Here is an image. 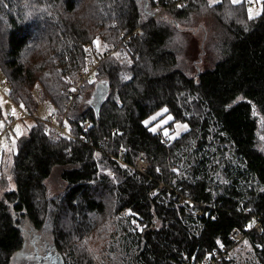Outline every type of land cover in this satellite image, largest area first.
<instances>
[{
  "label": "trees",
  "instance_id": "obj_1",
  "mask_svg": "<svg viewBox=\"0 0 264 264\" xmlns=\"http://www.w3.org/2000/svg\"><path fill=\"white\" fill-rule=\"evenodd\" d=\"M181 1L186 7L173 0H0V69L8 98L31 118L39 101L64 113L71 80L84 66V42L101 36L118 47L135 30L142 34L86 83L70 110L77 140L42 121L18 139L15 190H6L3 175L0 181V264H49L55 253L64 264H200L235 228L252 255L244 264H264V231H245L256 217L264 226V0L253 19L229 0L211 7ZM46 5L51 16L39 11ZM191 15L213 16L221 31L213 66L195 77L179 68L171 40L175 21ZM97 87L98 110V100L84 103ZM164 109L173 118L168 126L187 123L189 131L173 140L152 132L154 123L144 121ZM140 154L150 163L146 174L133 169ZM55 169L65 187L49 198ZM186 193L203 216L179 203ZM123 211L142 230L132 232Z\"/></svg>",
  "mask_w": 264,
  "mask_h": 264
},
{
  "label": "rangeland",
  "instance_id": "obj_2",
  "mask_svg": "<svg viewBox=\"0 0 264 264\" xmlns=\"http://www.w3.org/2000/svg\"><path fill=\"white\" fill-rule=\"evenodd\" d=\"M262 1L263 0H240V3L233 5H243L248 17H249V9H251L252 10L251 19H253L261 15ZM220 2H222V0H220ZM229 2L231 3V0H229ZM182 3H179L178 5H183ZM167 20L169 22L170 21L172 22L171 18H167ZM188 23L191 25H186ZM175 24L176 26L179 25V27H175V33L171 40H172V46L175 49V51H177L178 54L179 68L182 69L190 77H195L199 71L205 68L212 67L213 60L217 56L216 55L217 47L215 46L216 43L215 36H219L221 33L220 27L218 26V23L213 18V16L208 15L205 16L204 18H198L195 15H191L190 22H185V20H182L178 23H176L175 21ZM123 36L124 35H122L121 37ZM97 38L99 40V47H97V44L94 43V41H96ZM89 42H91L95 47H97L99 49V52H105L109 49H114V50L117 49V52L121 54L119 58L124 56V53L120 51L121 47L118 48L115 46H111L108 40L105 41L101 36L96 37L92 41L88 40L84 42L83 49H84V45ZM105 45H107V47H105ZM127 48L128 46H126L123 49L126 50ZM31 51L32 50H30L29 52ZM108 57H112V56H108ZM94 77L95 74L90 79L89 81L90 83H93L95 81ZM103 87L104 89L107 87L106 83L103 84ZM9 90L10 87L7 86L6 80L0 69V106H1L0 123L3 124L2 128L6 126V122L8 121L9 117L15 116L17 118V122L11 127L8 133L6 135L0 136V181L3 175L4 179L7 181L6 190L13 191L15 190V185L13 183V179L9 180L8 176L12 177L13 156L17 150L18 139L20 137L27 135L31 130V128L33 127V125L36 123V121L41 122L42 121L41 119L46 120L47 117L50 114H52L55 110L51 102L39 101V108L36 111L35 117L33 118L30 117L27 120H22V114L23 113L27 114V111L24 109V107L17 106L10 101V99L8 98ZM33 93L35 94L36 97L41 95L42 92L40 86L39 87L36 86L33 90ZM98 94H99L98 87L91 90L88 93L87 97L85 98V102H84L85 105L88 106L92 104L94 105L97 100L99 101L100 98H98ZM13 109L15 110V115H13ZM164 114H165L164 110L158 112L153 116L155 117V119H152V117L149 119V123L152 122L154 123V126L152 128L156 129L155 132H161V134L165 135L164 133L165 131H167L169 133V136H167V138L169 140H173L170 139L169 137L174 136L176 134L177 131L176 124L174 125L173 128L168 126V124L172 121V119H169V117L172 116L170 115L164 116ZM17 125H19V130L21 133L20 135H17L16 132ZM51 129L53 128L51 127ZM183 132L185 131L181 129L179 136ZM13 140H15V151L8 152L3 147V145L7 144L8 147L11 148ZM60 171H61L60 169H55L51 177L46 181L49 198L57 197L64 191L65 183L61 179ZM2 193H4V190H2L0 183V196L2 195ZM121 218L129 222V227L132 230V232L135 233L137 230H142L140 226L139 227L137 226V222L135 219L131 217L130 212L128 213V211H123L121 213ZM27 237L28 236H25V238ZM247 249H249V243L247 245L244 243L241 246H239L233 253V258L231 262L244 264L245 259L247 260L248 258L252 257V255L247 256V252H248ZM64 253L68 255L69 259L67 260L69 262V260H71L70 255L65 248H64Z\"/></svg>",
  "mask_w": 264,
  "mask_h": 264
},
{
  "label": "built area",
  "instance_id": "obj_3",
  "mask_svg": "<svg viewBox=\"0 0 264 264\" xmlns=\"http://www.w3.org/2000/svg\"><path fill=\"white\" fill-rule=\"evenodd\" d=\"M177 2L178 4L181 3V0H173ZM180 1V2H179ZM141 35L140 30H135L132 34L133 37ZM127 36L124 37L122 42L118 45V48H125L127 45V42L132 37ZM87 49V51H86ZM85 50V58H84V66L76 73L74 78L71 80L70 87L68 89V93L70 94V99L68 103L65 104V110L64 113L61 115H57L56 113L50 114L46 120H42V122H45L50 128L52 127L54 131L58 132L59 134L70 137L71 139L77 140L71 133V126L69 124L70 122V110L72 107H74L78 101H80L83 98V90L86 85L90 81V79L93 77V75L97 72L101 62L107 58L108 56H114V53L117 52V49H109L105 52H99V49L95 47L91 42L86 43L84 45ZM87 68L88 71L85 72L84 69ZM7 84V83H6ZM9 87V85L7 84ZM75 88L76 91L72 92L71 89ZM65 90H62L64 92ZM29 115L23 113L22 114V120L29 119ZM17 122V118L15 116L9 117L8 121L6 122V126L4 128L0 129V136L6 135L8 131L11 129V127ZM66 122V124H65ZM83 130H88L90 128V125L88 123H85L81 126ZM70 129V130H69ZM88 138L82 136L79 140L83 143H86ZM161 139L164 141V137L161 136ZM91 144V142H90ZM117 161L123 163L120 159L117 158ZM124 166L127 164L123 163ZM150 163L145 156V154H140L137 158V161L135 163V166L133 167L134 170H136L140 174H146L149 169ZM179 203L181 205H187L191 209H195L197 204L193 200V198L188 194H182L180 197ZM203 211L196 210L195 209V215L197 216H203ZM255 223L251 228L245 227V231L247 230H253L259 233H262L264 231V226L261 222L260 217H256L253 219ZM251 223V222H250ZM248 225V224H247ZM229 243L227 245L222 244L221 242H218V248L208 257L204 258L202 263L200 264H221L223 262L231 261L233 258V253L235 250L244 243L246 240V234L244 231L235 228L231 231L229 235Z\"/></svg>",
  "mask_w": 264,
  "mask_h": 264
},
{
  "label": "snow or ice",
  "instance_id": "obj_4",
  "mask_svg": "<svg viewBox=\"0 0 264 264\" xmlns=\"http://www.w3.org/2000/svg\"><path fill=\"white\" fill-rule=\"evenodd\" d=\"M219 2H220V0H208V6L211 7V6H213V5H215V4L219 3ZM231 3H232V4H238V3H240V0H231ZM5 6H6V5H5ZM50 7H51L50 5H46L45 7L40 8L39 11H40L41 13H46L48 16H51L52 13H51V11H49V8H50ZM178 7H186V5H178ZM157 11H159V9H157ZM28 15L31 16L32 13L30 12V13H28ZM227 15H229V16L232 15L231 11H229V12L227 13ZM249 18H252V10H251V9H249ZM164 19H167V18L165 17ZM170 23H171V21H170ZM177 27H179V25H177ZM94 43H96V44H97V47H99V40H98V38H97L96 41H94ZM105 47H107V45H105ZM86 51H87V49H86ZM114 55H115L117 58H119V56H120L121 54H120L119 52H116V53H114ZM125 55H126V54H125ZM128 62L131 63V60H129ZM84 71L87 72L88 69L85 68ZM125 79H130V77H125ZM37 87H39V86L37 85ZM71 91H72V92H75L76 89H75V88H72ZM89 102H90V101H89ZM21 107H23V105H21ZM164 111L166 112V111H168V110H167V109H164ZM13 115H15V110H14V109H13ZM152 119H155V117H152ZM169 119H173V118H172V117H169ZM148 123H149V121H144V124H145V125H147ZM65 124H66V122H65ZM2 127H3V124L0 123V128H2ZM176 128H177L176 134H175L174 136H170V137H169L170 139H175L177 136H179V134H180V130H181V129H182L183 131H189V125H188L187 123H179V122H178V123L176 124ZM69 130H70V129H69ZM150 130H151L152 132H155V131H156L155 128H152V129H150ZM16 132H17V135H20V134H21V133H20V130H19V125H17ZM164 134H165V136H169V133H168L167 131H165ZM69 139H70V137H69ZM262 139H264V137H262ZM3 147H4L8 152H13V151H15V140L12 141V147H11V148H9L7 144H4ZM96 155L99 156L100 154L97 153ZM157 171H159V169H157ZM173 171H177V170H176V169H173ZM109 175H111V173H109ZM8 179L11 180L12 177H11V176H8ZM13 187H14V186H13ZM254 223H255V221L253 220L251 223H249V224L247 225V227H248V228H251V227L253 226ZM46 227H47V225H46ZM87 242H88V241L85 240L83 243H84V244H87ZM244 243L247 245V244H248V241L245 240ZM257 247H262V246H261V245H257ZM89 251H92V250L89 249Z\"/></svg>",
  "mask_w": 264,
  "mask_h": 264
},
{
  "label": "water",
  "instance_id": "obj_5",
  "mask_svg": "<svg viewBox=\"0 0 264 264\" xmlns=\"http://www.w3.org/2000/svg\"><path fill=\"white\" fill-rule=\"evenodd\" d=\"M100 103H101V99L99 100L96 106V110H98ZM49 264H64V261L58 253H55L54 255H51Z\"/></svg>",
  "mask_w": 264,
  "mask_h": 264
},
{
  "label": "crops",
  "instance_id": "obj_6",
  "mask_svg": "<svg viewBox=\"0 0 264 264\" xmlns=\"http://www.w3.org/2000/svg\"><path fill=\"white\" fill-rule=\"evenodd\" d=\"M0 121H1V119H0ZM1 129V128H0Z\"/></svg>",
  "mask_w": 264,
  "mask_h": 264
}]
</instances>
